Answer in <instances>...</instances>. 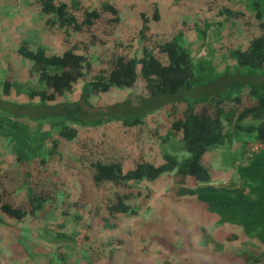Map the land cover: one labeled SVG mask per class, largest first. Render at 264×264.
Instances as JSON below:
<instances>
[{
  "label": "trees",
  "instance_id": "obj_1",
  "mask_svg": "<svg viewBox=\"0 0 264 264\" xmlns=\"http://www.w3.org/2000/svg\"><path fill=\"white\" fill-rule=\"evenodd\" d=\"M244 2L257 21L259 34L245 47L225 51L224 62L197 58L181 30L172 36L153 33L152 23L160 20L155 6L152 14L141 13L134 42L124 46L115 41L116 54L109 66L96 71L88 48L96 43V33L120 25L118 9L108 1L82 9L77 0L69 4L36 0L48 30L91 40L77 41L54 55L42 46L31 49L27 40L17 44L15 55L31 64L32 79L0 80V140L16 164L14 171L0 168V213L21 222L55 211L72 217L77 225L80 213L87 210L91 221L112 232L120 228L121 217H136L157 199L155 192L141 186L165 178L162 201L184 205L201 228L215 227L213 244L245 246L229 253L207 252L208 259L201 264H264V251L256 246H264V0ZM220 14L226 20L242 16L229 9ZM208 26L207 22L194 24L195 42L207 39ZM78 83V98L67 100ZM138 84V94L113 103L101 100L112 90L137 89ZM160 113L167 125L163 133L156 128L151 132L157 158L102 149L78 158L79 163L86 162L78 180L80 194L74 201L59 202L57 192L45 187L43 173L54 164L63 165L67 145L82 130L116 124L127 131H143ZM224 148L234 149L231 166L239 187L232 181L213 182L205 156ZM59 188L63 191L58 192L70 195V187ZM152 228L150 222L138 218L132 237L144 249L158 246L161 264H186L173 259L193 247L185 224L176 221L159 235ZM52 234L54 243L73 238L66 233L65 223L56 225Z\"/></svg>",
  "mask_w": 264,
  "mask_h": 264
},
{
  "label": "rangeland",
  "instance_id": "obj_2",
  "mask_svg": "<svg viewBox=\"0 0 264 264\" xmlns=\"http://www.w3.org/2000/svg\"><path fill=\"white\" fill-rule=\"evenodd\" d=\"M70 3V0H61ZM82 9H92L100 1H111L119 11L120 25L104 29L95 34L96 43L88 48V56L96 71L109 66L116 54L115 41L128 45L134 42L135 33L140 26L141 13L152 14L156 6L160 20L152 23V32L157 35L172 36L177 31L184 32L186 43H191L193 55L197 58H216L223 61L224 53L229 48L245 47L247 41L259 34L257 21L253 14L244 7V0H77ZM229 9L242 16L226 20L220 12ZM206 24L207 39L195 42V23ZM27 40L31 49L42 46L48 55L61 54L75 42L88 43L91 37L72 35L65 37L62 32L50 31L39 15L36 0H0V67L3 72L0 80L26 81L31 64L15 55L17 44ZM100 41L104 44H100ZM195 42V43H194ZM125 53V49L119 50ZM127 51V50H126ZM224 62V61H223ZM226 63V62H225ZM81 83L74 86L73 92L66 96L69 101L78 98ZM130 93H140V86L132 90H112L101 97L102 101L113 103L124 99ZM11 100L21 102L22 98ZM167 121L160 113L156 122L138 130H125L113 124L101 129L82 130L76 141L66 147L63 165L50 166L42 176L44 185L56 193L59 202L74 201L81 190L79 176L82 164L81 156H89L102 149H111L120 153L135 155L145 153L157 158V145L151 137L156 128L165 132ZM234 149H217L205 156L210 167L213 182L219 184L232 181L237 187L240 182L231 166L230 155ZM155 156V157H154ZM158 160V159H156ZM0 168L14 171L16 164L6 144L0 140ZM190 184V183H189ZM58 185V186H57ZM167 181L165 178L154 183H146L142 189L155 192L157 199L139 210L138 216L121 217V226L112 232H106L102 226L91 221L87 210L80 213L82 219L77 225L72 217H61L55 211H47L38 220L26 218L21 222L8 220L0 213V264H161L157 258L160 249L156 245L148 249L132 237L134 223L141 218L152 224V233L159 235L163 227L176 221L185 224L188 237L193 247L187 249L184 256H174V261L186 264H201L208 259L207 252L229 253L245 249L239 243L213 244L211 239L216 230L213 226L201 228L194 216L181 203L161 200ZM59 186L70 187L69 196H65ZM58 189V190H57ZM71 189V190H70ZM61 193V195L59 194ZM67 195V193L65 192ZM165 212L162 214L161 208ZM72 213V212H71ZM66 224V233L73 235L72 241L53 242V230L58 224ZM231 230V227H228ZM256 244V243H255ZM264 251V246L256 244Z\"/></svg>",
  "mask_w": 264,
  "mask_h": 264
},
{
  "label": "crops",
  "instance_id": "obj_3",
  "mask_svg": "<svg viewBox=\"0 0 264 264\" xmlns=\"http://www.w3.org/2000/svg\"><path fill=\"white\" fill-rule=\"evenodd\" d=\"M109 3L113 4L111 1H108ZM114 5V4H113Z\"/></svg>",
  "mask_w": 264,
  "mask_h": 264
}]
</instances>
